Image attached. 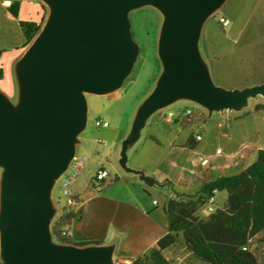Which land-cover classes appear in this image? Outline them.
Returning a JSON list of instances; mask_svg holds the SVG:
<instances>
[{"label": "water", "instance_id": "obj_1", "mask_svg": "<svg viewBox=\"0 0 264 264\" xmlns=\"http://www.w3.org/2000/svg\"><path fill=\"white\" fill-rule=\"evenodd\" d=\"M53 10L24 66L20 115L0 95V168L4 214L0 223L7 264H95L100 250L62 248L48 239L51 183L69 167L87 105L84 92L104 95L119 88L133 69L138 47L129 13L155 6L165 15L160 45L164 75L155 96L140 110L128 146L146 118L186 93L208 108L245 106L259 88L208 90L194 43L202 22L225 0H43Z\"/></svg>", "mask_w": 264, "mask_h": 264}, {"label": "rangeland", "instance_id": "obj_2", "mask_svg": "<svg viewBox=\"0 0 264 264\" xmlns=\"http://www.w3.org/2000/svg\"><path fill=\"white\" fill-rule=\"evenodd\" d=\"M40 1L41 4H36L38 6L36 9L34 7V11L41 13V8L46 6L43 12L45 21L33 45L46 29L53 13L52 8L45 1ZM220 19L227 20L230 25L227 28L222 27ZM165 20L164 13L155 6H145L131 11L129 13L131 34L138 47V55L131 73L119 88L110 93L94 95L84 92L87 105L86 121L76 138L79 143L74 152L73 163L51 183L48 192L51 207L48 239L55 246L76 248L64 241L69 239L62 234L64 228L58 230L61 233L60 237L54 236L53 233L60 217L69 210L68 198L63 194V187L67 182H71L70 192L73 197L78 196L79 193L85 196L86 192L90 191L87 189L88 181L91 183L95 180L100 168L108 169L115 177V181L116 176L122 178L125 172L131 171L135 179L150 184L151 179L148 178L151 177L162 180L168 176L177 180L182 175V168L196 170L195 165H198L196 160L199 155L211 156V159L213 157L215 167L220 160H230L232 157L233 160L236 159L238 156L236 149L241 147L233 146L237 144V140L241 141L244 147L253 149V152L264 150V0H225L202 22L194 43L197 61L206 75L204 87L208 90L220 88L225 92H242L246 89L259 88L262 93L249 98L245 106L228 110L218 106L208 108L186 93H179L168 104L148 115L140 128L138 138L127 148L125 167L121 165L123 144L132 137L138 113L155 96L164 75L160 45ZM11 74L7 73L4 86L10 97L16 96L18 90L16 82L18 78H14ZM20 95V99H10V101L5 99L16 116L21 113L24 99L23 92ZM257 107L260 110H257ZM169 113L181 117L168 121ZM100 121L108 123L109 128L97 127L96 123ZM197 136L202 137L197 153L184 150L189 143H195ZM227 145L231 147L226 149ZM171 148L176 152H172ZM218 149L223 150L221 156L216 155ZM83 158L88 162L81 176L73 179L74 161ZM174 163L177 166L175 169L172 168ZM90 170L89 177L95 176L86 181L85 174ZM0 178L4 180L3 169H0ZM106 183L110 184L111 181ZM115 184L119 183L114 182ZM98 187L100 190L96 193H105L106 185L100 184ZM153 188L156 190L155 198L159 203V213L162 212L166 201L174 197L175 192L179 194L196 192L181 187H175L173 192L172 185L166 181L157 183ZM138 195L143 197L140 191ZM227 198L226 192L218 193L217 203L215 201L214 206L208 204L203 206L198 214L201 216L211 214L208 211L210 207L215 211L217 207L220 210L224 209ZM142 200L145 202L144 199ZM152 209L151 207L150 210ZM3 214L2 186L0 223ZM180 236V241L183 242V236ZM250 250L256 255L259 263L264 264V232L250 242ZM130 259L128 256H123L120 263L126 264ZM171 262L176 264L173 260ZM0 264H7L3 255L1 227ZM95 264H110V262L103 258V262L97 261Z\"/></svg>", "mask_w": 264, "mask_h": 264}, {"label": "crops", "instance_id": "obj_3", "mask_svg": "<svg viewBox=\"0 0 264 264\" xmlns=\"http://www.w3.org/2000/svg\"><path fill=\"white\" fill-rule=\"evenodd\" d=\"M36 4H41V1L0 0V93L7 101L15 98L20 99L21 92L24 95L22 67L34 45L33 43L26 44L20 24L24 22L40 23L44 18L43 8L46 10V6L41 8V13H38L36 10L34 11V7L36 9V6H38ZM7 73H12L11 75L14 78H18V81L16 80L18 85L16 96L10 97L5 91ZM21 88L22 90H20ZM78 143L79 141H76L74 152ZM241 143V141L238 142L237 140V144L233 145L241 146L236 149V154H238L236 159L233 160L232 157L230 160H220L218 166L215 167L213 157L212 159L211 156L205 157L210 161L208 168H202L199 165H195L196 170L182 168V175L177 180L168 176H165L162 180L151 177L148 178L151 179L150 185L144 180L135 179L132 176V172L129 171L125 172L122 178L116 176L117 180L114 182L119 184L114 185V182L107 183L105 193H96L88 181L90 188L88 186L87 189H90V191L86 192L85 196L78 192L81 201L79 208L82 209L83 213L81 221L71 226L72 233L75 236L78 235L81 239L101 243L100 245L82 249L102 251L104 259L108 260L110 264L122 262L123 256L130 257L131 259L128 262L132 263L151 250L157 249L158 243L169 233L168 221L164 210L159 213V203L158 206L152 205L151 199L146 195L147 190H154L156 197V190L153 187L157 183L161 184L166 181L172 185V190L175 187H181L182 189L197 191L214 178L240 173L257 160L259 151L253 152V149L248 146L244 147ZM199 144L194 143V148L186 147L184 150L196 154ZM228 147H231V145H227L226 149ZM171 151L176 152L174 148H171ZM180 155L178 154V156ZM172 168H177L175 163L172 164ZM90 173L91 170L85 174L84 180H90L95 176L89 177ZM2 186L4 189V180L0 178V191ZM137 190L142 193L143 197L138 195ZM180 194L184 193L180 192ZM215 198L217 203V195ZM149 205L153 208L152 210L157 211L153 212L150 210L151 207ZM217 210H219L218 207ZM198 215L206 218L210 214L206 216ZM163 255L168 260L176 262V264H204L192 254L186 252L183 242L180 240L171 249L163 252ZM101 261L103 262V260Z\"/></svg>", "mask_w": 264, "mask_h": 264}, {"label": "trees", "instance_id": "obj_4", "mask_svg": "<svg viewBox=\"0 0 264 264\" xmlns=\"http://www.w3.org/2000/svg\"><path fill=\"white\" fill-rule=\"evenodd\" d=\"M44 21L45 18L40 23L20 24L27 45L39 36ZM257 110H260L259 107ZM193 144L189 143L187 148H194ZM91 184V188L97 191L94 181ZM101 184L107 185L106 182ZM223 192L228 195L224 209L206 218L200 217L198 213L202 207ZM79 197H73L77 207H68L69 210L60 217L53 229L54 236L60 237L59 229L71 228L81 221L83 212L79 208ZM163 210L169 233L158 243L157 249L132 264H173L163 252L175 246L180 235L183 236L186 252L204 264H260L250 250V242L264 232V150H259L257 160L240 173L214 178L194 194L175 193L173 198L166 201ZM71 237L64 240L71 247L82 249L101 244L74 234Z\"/></svg>", "mask_w": 264, "mask_h": 264}, {"label": "built area", "instance_id": "obj_5", "mask_svg": "<svg viewBox=\"0 0 264 264\" xmlns=\"http://www.w3.org/2000/svg\"><path fill=\"white\" fill-rule=\"evenodd\" d=\"M220 24L222 25V27L224 28H227L230 23L227 21V20H224V19H220ZM188 114H190V111L188 112ZM181 115H174L173 113H169L168 114V118L167 120L168 121H171L173 119H178L180 118ZM96 126L97 127H102V128H109V124L106 123V122H97L96 123ZM202 141V137L201 136H197L195 137V143H200ZM216 155L217 156H221L222 155V151L221 150H218L216 152ZM87 159L86 158H83V159H80L78 161H74V165H75V168H74V171H73V179H77L79 176H81L82 174V171L87 163ZM197 164L202 167V168H206L208 167L209 165V159L203 157V156H198L197 160H196ZM73 163V159L70 163V165ZM69 165V166H70ZM66 171V170H65ZM107 181H115V177L112 176L111 172L108 170V169H100L95 177V180H94V183L95 185L97 186L96 190L99 191L100 190V187H98V185H100L101 183L103 182H107ZM70 187H71V182H67L65 183L64 187H63V194L64 196H66L68 199H67V206L70 207V208H75L77 207V202L75 199H73L72 195H71V192H70ZM146 195L149 199H151L152 201V205L153 206H158V201L155 199V193H154V190H147L146 192ZM208 205L210 206H214L215 205V199L212 198ZM209 213H214L215 210L213 208H209ZM63 236H67V237H71L73 235L72 231H71V228L69 226L65 227L63 229V232H62ZM244 250L246 251L247 248H244ZM115 264H119V263H115ZM126 264H132L130 262L126 263Z\"/></svg>", "mask_w": 264, "mask_h": 264}]
</instances>
